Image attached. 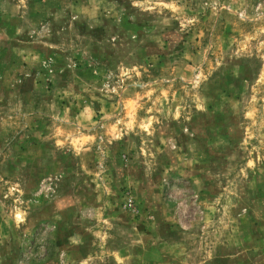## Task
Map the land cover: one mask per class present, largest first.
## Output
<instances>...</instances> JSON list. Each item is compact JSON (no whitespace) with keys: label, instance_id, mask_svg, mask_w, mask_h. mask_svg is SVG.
Wrapping results in <instances>:
<instances>
[{"label":"rangeland","instance_id":"rangeland-1","mask_svg":"<svg viewBox=\"0 0 264 264\" xmlns=\"http://www.w3.org/2000/svg\"><path fill=\"white\" fill-rule=\"evenodd\" d=\"M0 264H264V0H0Z\"/></svg>","mask_w":264,"mask_h":264}]
</instances>
